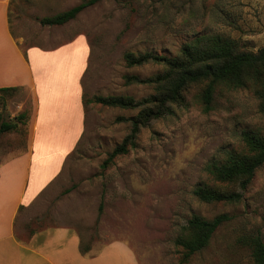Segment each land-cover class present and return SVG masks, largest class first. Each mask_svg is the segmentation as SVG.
Here are the masks:
<instances>
[{
  "label": "rangeland",
  "instance_id": "1",
  "mask_svg": "<svg viewBox=\"0 0 264 264\" xmlns=\"http://www.w3.org/2000/svg\"><path fill=\"white\" fill-rule=\"evenodd\" d=\"M81 1L12 0L10 6L11 29L22 48H52L79 34L90 48L82 78L85 129L59 175L19 209L16 236L26 241L46 227H73L82 249L93 253L121 240L139 264H254L240 238L259 234L264 239V164L245 189L234 186L242 193L238 202H203L193 193L199 184L215 183L210 163L244 150V131L264 134V112L254 91L220 87L213 108L205 111L202 85L190 87L184 105H173L172 113L143 126L135 146L106 167L109 154L131 131L128 118L140 108L106 106L92 98L130 95L139 100L155 93L153 85L127 83L125 76L147 78L163 66H128L126 52L174 56L203 34H220L257 51L264 47V0H98L67 23L41 24V18ZM33 105L27 88L0 91V123L17 122L0 133V167L27 149ZM22 113L21 121L17 116ZM222 213L231 219L206 247L183 261V250L175 244L180 228L193 214L211 219Z\"/></svg>",
  "mask_w": 264,
  "mask_h": 264
},
{
  "label": "crops",
  "instance_id": "2",
  "mask_svg": "<svg viewBox=\"0 0 264 264\" xmlns=\"http://www.w3.org/2000/svg\"><path fill=\"white\" fill-rule=\"evenodd\" d=\"M10 3L0 0V88H27L34 105L27 149L0 167V264H139L121 240L83 252L73 227H46L26 241L15 234L19 209L59 175L83 134L82 78L90 48L83 34L52 48H22L11 29Z\"/></svg>",
  "mask_w": 264,
  "mask_h": 264
},
{
  "label": "trees",
  "instance_id": "3",
  "mask_svg": "<svg viewBox=\"0 0 264 264\" xmlns=\"http://www.w3.org/2000/svg\"><path fill=\"white\" fill-rule=\"evenodd\" d=\"M97 1L83 0L68 10L41 18L40 22L42 25H62ZM125 61L128 66L154 63L163 66V70L147 78L125 76L127 83L153 85L155 93L145 98L136 100L130 95H96L92 98V101L106 106L140 108L136 116L128 118L131 131L109 154L103 164L105 167L116 156L127 154L135 146L136 136L143 126L152 119L172 113L173 105H184L185 92L194 85H202L200 100L205 111L213 108L214 97L220 87H249L259 98L264 112V47L257 51L245 50L231 38L220 34H203L184 43L174 56L152 51L126 52ZM15 89L17 87H5L0 88V91ZM23 118L25 113L17 116L21 121ZM15 127L17 122H1L0 133ZM242 139L245 144L243 151H229L224 160H216L208 165V173L215 183L199 184L194 189L193 193L200 201L235 203L241 200L242 193L234 186L245 189L257 169L264 164V134L246 130L242 133ZM230 219L227 213L211 219L193 214L175 238V244L183 250V261H188L192 255L206 247L215 231ZM240 242L250 247L254 264H264V239L261 235H246L240 238ZM81 250L87 252L86 249Z\"/></svg>",
  "mask_w": 264,
  "mask_h": 264
}]
</instances>
